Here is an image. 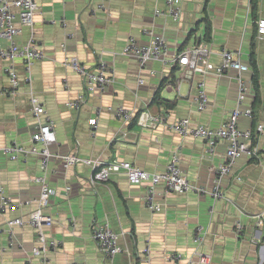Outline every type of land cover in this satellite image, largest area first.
Segmentation results:
<instances>
[{"label":"crops","instance_id":"obj_1","mask_svg":"<svg viewBox=\"0 0 264 264\" xmlns=\"http://www.w3.org/2000/svg\"><path fill=\"white\" fill-rule=\"evenodd\" d=\"M252 1L181 0V15L175 21L155 15L156 8L165 9L163 0H105L109 17L100 10L90 14L89 8L100 0H36L34 34L44 56L31 67L30 86L17 61L16 93L0 95V147L33 146L37 122L30 102L33 95L45 110L40 118L46 116L54 125L56 142L49 146L51 153L70 154L77 148L81 158L130 161L149 173L163 172L177 154L189 182L204 191L165 195L160 183L156 190L162 206L152 212L141 201L147 181L131 185L124 175L114 174L107 182L92 185L91 169L82 162L66 168L52 158L44 173L37 154L13 159L0 153V195L18 204L0 214V264H195L196 251L209 255L211 264L264 262V136L255 129L264 121V36L256 33V22L264 19V0H255V6ZM144 28L163 35L168 52L163 60L140 68L134 58L119 52L130 35L146 43ZM28 36L29 29L22 28L17 44L23 45ZM196 44L209 51L203 64L211 68L203 79L208 104L201 111L193 97L202 75L171 65L176 51ZM222 49L249 67L242 76L252 92L240 107L250 108L252 116H240L238 127L252 130L258 159L237 158L232 171L221 177L224 197L214 199L216 169L224 163L226 142H219L214 155L208 156L203 139L181 137L169 124L188 118L192 126L200 123L215 129L237 106V72L229 69L220 76L212 72L221 64ZM65 57H75L88 69L99 58L113 67V82L102 93L84 95L77 110L71 103L84 92L83 83L63 64ZM6 65L0 59V89L9 86ZM117 106L132 110L135 118L123 124L108 110ZM143 111L162 116L164 122L149 128L137 125L136 117ZM90 119L96 120L94 126L88 123ZM42 174L56 190L46 209L54 218L47 234L61 242L56 250L47 251L45 260L31 251L36 233L29 225H14L15 244L7 246V221L26 220L36 208L37 202L31 200L39 196L40 185L34 178ZM262 213L263 223L258 226L255 217ZM237 220L243 226L239 235L234 233ZM93 222L107 223L124 233L118 240L122 253L111 259L99 254L90 237ZM197 226L203 228L199 246L193 241ZM146 246L148 263L142 258ZM172 253H179L181 259L167 260Z\"/></svg>","mask_w":264,"mask_h":264},{"label":"built area","instance_id":"obj_2","mask_svg":"<svg viewBox=\"0 0 264 264\" xmlns=\"http://www.w3.org/2000/svg\"><path fill=\"white\" fill-rule=\"evenodd\" d=\"M163 1L165 9L156 8L154 11L155 15L166 16L177 21L181 15V0ZM99 10L109 17L110 14L106 8L105 0H100L96 6L89 8L91 15H94ZM38 11L39 5L36 0H0V59L7 61L4 72L9 81L7 88L0 89V95L11 97L16 93L19 83L15 68L17 61L21 62L26 72L24 81L30 86L31 67L37 61L42 60L44 56L34 34V16ZM61 24L62 26L65 25L63 21H61ZM22 28L29 29V36L23 45H18L16 37L21 33ZM143 33L148 37L146 43H139L134 36L130 35L119 52L121 55L134 58L140 68H144L148 62L163 60L168 52L167 41L163 35L155 33L151 28H144ZM256 33L258 36H264V19L256 22ZM208 53L209 51L201 44L185 46L183 49L176 51L171 60L173 67H182L187 74L198 72L202 75V80L195 84L196 93L193 97V102L198 111L203 110L208 104L205 82L203 80L205 74L209 73L211 69L210 66L206 69L205 66L207 64H203L208 59ZM220 56L221 64L213 69L212 72L218 76L223 75L229 69H234L237 72L235 78L237 83V106L232 109L226 120L215 129L200 123L192 126L188 118H181L169 124V127L181 137L192 136L203 139L205 154L208 156L214 155L215 148L219 142H226L224 163L216 169L218 178L215 180V188L211 193L214 199L224 197L220 180L221 177L228 175L232 171L237 158L245 155L249 158L258 159V145L254 140L252 130L240 129L238 127V118L240 116L248 118L252 116L250 108L240 107L246 95L252 92L250 82L242 76V73L248 71L249 67L242 64L234 53L226 49L220 51ZM63 64L73 69L82 79L84 92L71 103V107L76 110L83 102L84 95L102 93L114 80L112 65L102 58H99L93 69H88L75 57H65ZM30 102L33 114L37 120L31 136L33 146L26 149L22 145L12 143L0 147V153L8 155L13 159H25L31 154H37L40 159L39 167L44 173H46L49 161L52 158L61 160L63 166L66 168L82 162L91 169L90 183L92 185L105 183L114 174L124 175L127 182L131 185H139L147 181L141 201L143 206L152 212L159 211L162 206L156 190L157 185L160 183L163 184L165 195L188 191H204L203 188L197 189L189 182L180 167V159L177 154L171 156L163 172L149 173L138 168L130 161L118 159L104 161L100 158H81L77 153V148L70 154L51 153L49 146L56 142L54 125L48 117L40 118L44 116L45 110L35 96L32 95L30 97ZM108 110L123 124L129 123V121L135 118L133 111L123 106L108 107ZM95 121V119H90L88 123L94 126ZM158 122L163 123L164 118L149 114L147 111L141 112L136 117L137 125L145 128L153 127ZM255 129L259 136H264V121L259 123ZM93 135L94 132L92 131ZM34 181L40 185L39 196L37 199L31 200L36 201L37 206L29 213L26 220L15 218L7 221V246L11 248L15 244L14 225H29L36 233V244L32 247L31 251L34 255H41L45 260L48 250H56L61 245L58 239L50 237L47 234V230L54 223V218L50 213L46 212V209L49 206L50 198L56 194V190L47 183L45 174L34 178ZM65 191L70 192V187L66 186ZM31 201L26 203L28 204ZM17 205L12 203L5 195H0V214L8 208H16ZM262 217L263 213L255 217L258 226L263 223ZM242 228L241 222L237 220L234 223V233L239 235L242 232ZM121 236H124L122 231H114L107 223L93 222L91 224L90 237L95 243L99 254L104 259H111L115 255L122 253L124 248L118 243ZM202 239L203 228L202 226H197L193 241L199 246ZM195 254L197 255V260L194 261L195 264H211L209 255L199 251H196ZM142 258L145 262H149V247L143 248ZM166 259L177 262L181 259V255L179 253H172L166 256Z\"/></svg>","mask_w":264,"mask_h":264},{"label":"trees","instance_id":"obj_3","mask_svg":"<svg viewBox=\"0 0 264 264\" xmlns=\"http://www.w3.org/2000/svg\"><path fill=\"white\" fill-rule=\"evenodd\" d=\"M252 2H253V5L255 6V0H253ZM209 32H210V29H209V26H208L207 29H206V36L209 35ZM254 140H255V138H254ZM262 264H264V262Z\"/></svg>","mask_w":264,"mask_h":264}]
</instances>
